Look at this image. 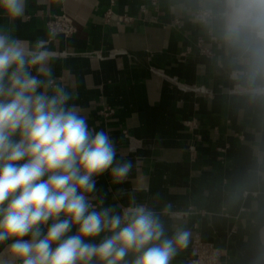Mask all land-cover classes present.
I'll use <instances>...</instances> for the list:
<instances>
[{
  "label": "crops",
  "instance_id": "1",
  "mask_svg": "<svg viewBox=\"0 0 264 264\" xmlns=\"http://www.w3.org/2000/svg\"><path fill=\"white\" fill-rule=\"evenodd\" d=\"M202 8L209 23L196 17ZM60 12L77 28L71 37L47 30ZM222 13L223 0H26L11 22L0 10V30L13 38L70 53L48 62L53 79L89 129L109 135L116 162L132 163L120 183L110 170L94 177L88 199L113 214L143 204L169 238L187 231L171 264H190L195 233L222 249V264H264V67L254 42L224 41ZM10 243L0 245V264H11Z\"/></svg>",
  "mask_w": 264,
  "mask_h": 264
},
{
  "label": "clouds",
  "instance_id": "2",
  "mask_svg": "<svg viewBox=\"0 0 264 264\" xmlns=\"http://www.w3.org/2000/svg\"><path fill=\"white\" fill-rule=\"evenodd\" d=\"M25 3L0 0V10L15 21ZM222 17L224 41L242 49L254 42L250 50L264 67V0H223ZM46 44L0 30V245L11 241V264H129L130 253L131 264H171L187 247V231L169 238L160 215L143 204L113 214L88 199L94 177L110 170L120 183L132 163L116 162L109 135L90 130L69 104L72 97L48 66L55 57ZM103 232L109 235L99 244L85 242Z\"/></svg>",
  "mask_w": 264,
  "mask_h": 264
},
{
  "label": "built area",
  "instance_id": "3",
  "mask_svg": "<svg viewBox=\"0 0 264 264\" xmlns=\"http://www.w3.org/2000/svg\"><path fill=\"white\" fill-rule=\"evenodd\" d=\"M154 4L157 0H152ZM196 17L200 22L209 23L213 18L211 10L202 8L197 11ZM48 32L52 36L62 35L65 38L73 36L77 28L64 12L54 13L46 21ZM58 56L69 55L67 51L52 52ZM196 90L210 93L208 89L197 87ZM191 258L190 264H222V249L214 242L204 240L199 233H195L190 242Z\"/></svg>",
  "mask_w": 264,
  "mask_h": 264
}]
</instances>
